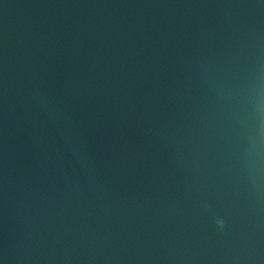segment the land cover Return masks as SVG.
Listing matches in <instances>:
<instances>
[{
  "label": "water",
  "instance_id": "95a60500",
  "mask_svg": "<svg viewBox=\"0 0 264 264\" xmlns=\"http://www.w3.org/2000/svg\"><path fill=\"white\" fill-rule=\"evenodd\" d=\"M0 264H264V0H0Z\"/></svg>",
  "mask_w": 264,
  "mask_h": 264
}]
</instances>
